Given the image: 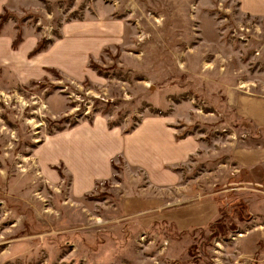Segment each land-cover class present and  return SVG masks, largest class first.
<instances>
[{
  "label": "rangeland",
  "instance_id": "374dc122",
  "mask_svg": "<svg viewBox=\"0 0 264 264\" xmlns=\"http://www.w3.org/2000/svg\"><path fill=\"white\" fill-rule=\"evenodd\" d=\"M4 14L0 264H264V17L238 0Z\"/></svg>",
  "mask_w": 264,
  "mask_h": 264
},
{
  "label": "crops",
  "instance_id": "0c3cea01",
  "mask_svg": "<svg viewBox=\"0 0 264 264\" xmlns=\"http://www.w3.org/2000/svg\"><path fill=\"white\" fill-rule=\"evenodd\" d=\"M240 2L241 8L243 11L250 13L255 16H261L264 17V0H238ZM9 0H0V14L4 13L5 8H8ZM38 42V39L34 38V40L29 41L30 50L31 48L35 47ZM12 38L11 37H5L0 35V67L4 66L7 63V58L5 56L8 53V50L11 48ZM28 43V42H26ZM59 54V51H56V55ZM43 60V61H41ZM44 65V59L38 58L37 65H31V68L28 70V78L30 79L33 77V79L37 78L38 75L41 74V67ZM81 143H78L75 145L78 148L81 149V155L89 156L91 153L86 152V150H90L85 146H81ZM85 147V148H84ZM96 151V150H95ZM59 155V150H56L54 152L55 156ZM190 151L187 152L186 155H189ZM81 155H75L76 157H81Z\"/></svg>",
  "mask_w": 264,
  "mask_h": 264
},
{
  "label": "trees",
  "instance_id": "16d2710c",
  "mask_svg": "<svg viewBox=\"0 0 264 264\" xmlns=\"http://www.w3.org/2000/svg\"><path fill=\"white\" fill-rule=\"evenodd\" d=\"M4 19H5V14L4 15H0V21H3ZM45 47L46 46H45L44 43L39 44L38 47L34 50L33 54L42 51L43 49H45ZM90 67L93 68V69L98 68V66L93 62V60L90 63ZM50 71L54 72L55 70H50ZM98 73H100V71Z\"/></svg>",
  "mask_w": 264,
  "mask_h": 264
}]
</instances>
